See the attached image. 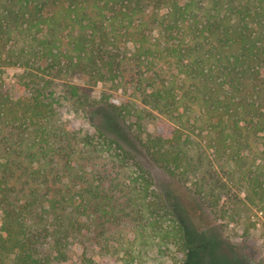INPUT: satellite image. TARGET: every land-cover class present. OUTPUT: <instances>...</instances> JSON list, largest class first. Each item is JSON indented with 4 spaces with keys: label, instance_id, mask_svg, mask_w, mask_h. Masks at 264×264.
<instances>
[{
    "label": "trees",
    "instance_id": "16d2710c",
    "mask_svg": "<svg viewBox=\"0 0 264 264\" xmlns=\"http://www.w3.org/2000/svg\"><path fill=\"white\" fill-rule=\"evenodd\" d=\"M99 104L218 221L256 217L264 243V0H0V264L65 262L75 244L187 264L151 171L62 120ZM150 120L165 130L142 140Z\"/></svg>",
    "mask_w": 264,
    "mask_h": 264
},
{
    "label": "rangeland",
    "instance_id": "374dc122",
    "mask_svg": "<svg viewBox=\"0 0 264 264\" xmlns=\"http://www.w3.org/2000/svg\"><path fill=\"white\" fill-rule=\"evenodd\" d=\"M20 73L16 68L6 69L4 78L7 85L14 83L15 76ZM106 90L102 84L93 87L92 98L99 100ZM63 121H68L83 133L94 132V127L101 129L108 136L116 139L130 150L152 173L157 190L163 192L172 207L178 221L183 226L190 246L187 264H264V243L260 225L256 228L252 222L244 225H227L218 221L209 212L205 204L192 193L189 186L177 182L163 170L154 166L147 158L141 143L133 131L130 122L120 119L105 106L99 104L89 110L85 116L67 109L61 110ZM165 130L160 122L146 121L143 134L144 140L150 135ZM243 224V223H242ZM113 231L131 236L129 227H114ZM54 264H121L118 257L103 254L91 244L86 250L73 245L65 262ZM167 264H173L167 262Z\"/></svg>",
    "mask_w": 264,
    "mask_h": 264
}]
</instances>
